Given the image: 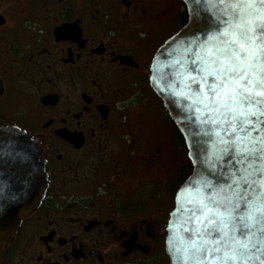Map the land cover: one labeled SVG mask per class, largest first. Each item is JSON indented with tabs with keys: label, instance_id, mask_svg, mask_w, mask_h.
Wrapping results in <instances>:
<instances>
[{
	"label": "flooded vegetation",
	"instance_id": "obj_1",
	"mask_svg": "<svg viewBox=\"0 0 264 264\" xmlns=\"http://www.w3.org/2000/svg\"><path fill=\"white\" fill-rule=\"evenodd\" d=\"M187 21L183 0H0V127L31 136L49 182L0 264H171L192 165L150 77Z\"/></svg>",
	"mask_w": 264,
	"mask_h": 264
},
{
	"label": "water",
	"instance_id": "obj_2",
	"mask_svg": "<svg viewBox=\"0 0 264 264\" xmlns=\"http://www.w3.org/2000/svg\"><path fill=\"white\" fill-rule=\"evenodd\" d=\"M188 10V21L173 37L160 47L151 64V87L182 134L188 157L193 166L191 175L184 181L175 197V207L166 229V249L171 264H208L192 243L198 245L200 238L193 229L200 227L193 213L206 198L224 200L236 191L234 180L243 175L247 165L240 162L236 146L231 142L244 133L229 130L219 123H209L212 113L188 97L196 86L188 85V76L193 61L201 51L200 45L208 38L211 25L219 14L218 0H183ZM226 19L227 17H222ZM194 21L200 23L202 31H195ZM4 83L0 78V96ZM261 133L251 132L250 137ZM259 166V163L256 165ZM261 174L257 173L259 178ZM49 186L44 165L40 162V150L28 133L19 127H0V251L5 240L15 235L23 220L31 217L41 206ZM243 187V185H241ZM242 210V206H241ZM199 215V213H196ZM250 250V262L264 264V244Z\"/></svg>",
	"mask_w": 264,
	"mask_h": 264
},
{
	"label": "snow or ice",
	"instance_id": "obj_3",
	"mask_svg": "<svg viewBox=\"0 0 264 264\" xmlns=\"http://www.w3.org/2000/svg\"><path fill=\"white\" fill-rule=\"evenodd\" d=\"M218 3L219 14L193 61L195 75L188 76L187 87L196 86L188 98L213 114L209 123L218 119L225 131L245 134L243 145L238 136L225 143L236 146L247 167L234 180L231 198H206L195 209L200 227L193 235L200 242L192 248L202 260L211 257L208 264H247L250 250L264 244V0ZM192 27L203 30L197 21ZM251 132L261 135L250 137Z\"/></svg>",
	"mask_w": 264,
	"mask_h": 264
},
{
	"label": "trees",
	"instance_id": "obj_4",
	"mask_svg": "<svg viewBox=\"0 0 264 264\" xmlns=\"http://www.w3.org/2000/svg\"><path fill=\"white\" fill-rule=\"evenodd\" d=\"M185 144V143H184ZM184 147H185V145H184ZM185 151H186V147H185ZM190 166H191V164H190ZM192 167V166H191Z\"/></svg>",
	"mask_w": 264,
	"mask_h": 264
}]
</instances>
